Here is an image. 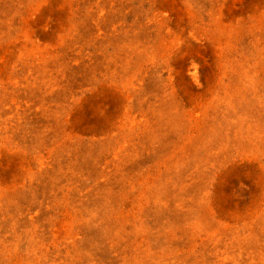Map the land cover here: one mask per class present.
I'll return each instance as SVG.
<instances>
[{"label": "rangeland", "instance_id": "374dc122", "mask_svg": "<svg viewBox=\"0 0 264 264\" xmlns=\"http://www.w3.org/2000/svg\"><path fill=\"white\" fill-rule=\"evenodd\" d=\"M0 264H264V0H0Z\"/></svg>", "mask_w": 264, "mask_h": 264}]
</instances>
